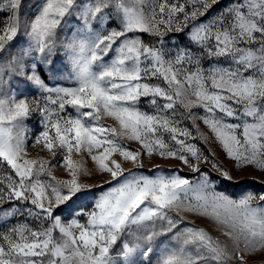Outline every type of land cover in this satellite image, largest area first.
Masks as SVG:
<instances>
[{"label": "snow or ice", "instance_id": "snow-or-ice-1", "mask_svg": "<svg viewBox=\"0 0 264 264\" xmlns=\"http://www.w3.org/2000/svg\"><path fill=\"white\" fill-rule=\"evenodd\" d=\"M219 2L194 0L186 11L185 4L163 0L158 11L153 6L146 14L121 0H95L94 5L89 0H43L22 25L23 0H0V10L8 13L0 28V50L14 40L17 48L7 62H0V165L15 174L0 178V205L13 203L5 216L27 213L39 222L35 228L17 223L0 231V264H264V189L234 197L215 190L201 163L210 162L226 181L232 175L188 143L192 133L174 119L177 101L189 112L203 108L206 115L200 118L233 162V171L264 173V0H230L210 20L192 24L190 42L209 57H228L230 65L205 69L187 47L177 48L174 60H165L164 36L182 31ZM113 17L115 26L109 30ZM62 23L72 27L71 38L59 37ZM130 33L150 34L160 47L145 45L142 36ZM254 43L258 47H248ZM58 53L69 61L61 66L70 69L68 77L76 86L46 83L42 72L51 74ZM185 61L194 67L174 66ZM181 73L183 82L177 79ZM13 79L38 89L43 104L29 101L24 95L29 89L14 88ZM152 79L162 83H149ZM5 87L8 94H3ZM141 98L154 107L152 113L139 110ZM68 107L74 115L63 114ZM33 112L41 115V129L32 146L53 158L58 150L69 179L51 176L44 158H29L25 121ZM105 117L119 128L101 124ZM189 118L195 126L196 115ZM117 137L137 142L142 151L125 147ZM82 150L96 173L111 177L108 187L98 184L96 192L81 179L92 175L82 161L72 159L73 152ZM115 154L122 160L113 159ZM145 155L179 162L200 175L195 184L178 169L165 173L156 170L159 166L152 175H126L125 163L142 169ZM46 173L55 183L41 180ZM189 193L195 194V203ZM255 200L261 203L254 207ZM172 210L178 216L192 212L211 218L227 242L184 224L182 216L169 214Z\"/></svg>", "mask_w": 264, "mask_h": 264}, {"label": "rangeland", "instance_id": "rangeland-1", "mask_svg": "<svg viewBox=\"0 0 264 264\" xmlns=\"http://www.w3.org/2000/svg\"><path fill=\"white\" fill-rule=\"evenodd\" d=\"M78 3H82L83 0H77ZM90 3L94 5L95 0H89ZM122 3H124L126 6L134 7L136 10L144 11L146 14H150V9L155 6L158 11V4L159 2H163V0H136V3L133 4L132 0H121ZM43 3V0H23V6L20 11L21 16V22L22 25L26 21H30L34 14L36 13V6ZM167 3L169 5L171 4H185L186 5V11L192 10V5L194 3V0H167ZM230 0H220V2L216 5H214L206 15L200 16L195 21H190L182 31H173L169 32L164 36L165 41V47H164V55L165 60H174L175 59V50L177 48H184L187 47L191 49V52L193 55H196L199 57V63L200 65L207 69L210 65H224L228 66L232 62L228 57H209L207 53L202 52L200 48H198L195 44L191 43L188 39V34L192 28V24L196 23H202L205 21L210 20L212 17H214L225 5L229 4ZM106 11H111V9H108ZM8 16V13L6 11L0 10V28L4 27V21L6 17ZM159 18V17H157ZM68 18L65 17V20ZM72 23L71 21L69 22ZM113 26H115V17L112 18V22L107 25V28L110 30ZM93 27H96V24L93 25ZM72 27H65L62 23L58 29V35L61 39H63L65 36H68L71 38L72 33ZM23 33V28H21V34ZM129 35L133 36H142L143 43L145 45H151L159 48V44L157 43V38L147 34V33H130ZM259 36V34H257ZM19 39V37L17 38ZM248 47L256 48L258 47V44H252ZM17 51L16 48V42L11 41L8 42L5 45V48L3 50H0V62H7L11 56L15 55ZM113 53L109 52L108 56H112ZM105 59H108V57H105ZM59 60L61 63H56V61ZM69 61L65 60V57L62 53H58L56 57L53 58V66L54 70L51 72V74L43 73L42 75L45 78L46 83L49 86H60V87H74L75 82L72 79H69L68 77V71L70 69H65L62 67V64H68ZM176 68H186L191 70L194 65H189L187 61H185L183 64H175ZM253 70H249V72L244 73V75L251 74ZM57 72L60 73V75H57ZM178 80L183 82L184 75L183 73L179 74L177 77ZM149 83L153 84H160L162 83L160 80L152 79L148 81ZM13 87L19 88V89H25L28 88L29 91L25 92L24 95L28 97L29 101L35 99L40 101L43 104V97L40 94L39 90L32 87L31 85L25 84V83H16V80L13 79ZM166 87V85H163ZM175 87V85H173ZM185 88H188V85L184 84ZM9 89L7 87L4 88L3 94H8ZM17 99L19 98L20 94H16ZM190 99H195V97H189ZM158 102L160 104H163V100H159ZM228 103H231L229 101ZM137 107L139 110L152 113L155 109L152 105L147 103L146 98H141V100L138 102ZM236 109L239 111L242 109L241 105H236ZM64 115L68 114H75L74 109L71 107H68L65 109ZM183 114V115H181ZM191 114L196 115L195 119V126L193 125V120L190 117ZM206 113L203 108L201 107H194L190 110H186L180 103L177 101L176 104V115L174 119L179 121V126L181 128H187L191 133L193 138H189L187 140L188 143L195 144L203 153L204 156H207L209 161L215 160V162L219 165H221L224 169L228 170L230 174L232 175L233 179L231 181H226L224 178L220 175L219 172H217L213 167L212 164L209 163H201V171L207 172L212 181L213 186L215 190L226 192L230 196H236V194L244 192V191H253V192H259L262 189H264V173L253 171L252 169H247L245 171H233V162L229 160L223 149L222 146L219 144V142L216 140L214 134L210 131L209 127L206 126L203 123V120L200 117L205 116ZM217 115H223L218 113ZM227 119V118H226ZM41 120V115L37 112H33L30 117L25 121V129L26 134L28 136L27 141V151L29 154V158H39L42 157L46 161V167L50 168L51 170V176H55L59 180L69 179L70 176L67 172V170L61 166V160L62 155L57 150L56 157L53 158L50 154L46 152H41L39 147H33L32 146V139L34 133L39 131L41 129V124L39 121ZM232 123H237V120H230ZM101 124L108 127H116L119 128V125L116 121L112 120L109 117H105L100 121ZM240 134L239 131L237 133ZM164 138L168 139V134L164 133ZM183 139V137H181ZM117 140L119 143L124 145L125 147L131 149V150H141L140 145L135 141H130L126 137H117ZM95 154V153H94ZM214 154V155H213ZM113 159H116L118 162L122 160V157L119 156V154H115ZM72 159L74 161H82L84 164V167H86L89 171L92 172L91 176H82L81 179L92 185L93 191H100L96 185L98 184H104L105 187H108L107 181L111 180V177L108 174L100 175L96 173V165L91 160L90 156L85 151H81L79 154H76L73 152ZM142 159L144 160V167L142 169L135 168L131 163H125V174L129 171H136V172H142L146 175H152V170L156 168V166H159L156 168L158 171L159 169H163L165 173H171L175 170H179V174L181 176H188L189 179L192 181L193 184L196 183L199 173H192L189 171V169L185 166H183L179 162H173V161H165L159 158L158 156L148 157V156H142ZM5 173H10L14 178L15 174L11 173L10 168H8L6 165H0V178H3ZM51 176L47 175V173L43 176H41V180L44 181H51ZM18 179V178H16ZM52 183H55V181H51ZM115 183V181H113ZM189 196L191 198V202L195 203V194L189 193ZM16 205H19L23 207V205L20 204V201L14 202ZM261 202L259 200H255L252 202V205L255 207ZM31 207V205H28ZM13 207L12 202H5L2 205H0V231H4L7 228L12 227L13 225L17 223H27L29 226L35 228L38 226V221L34 217L28 216L27 213H24V215H15V216H5L4 210L11 209ZM170 215H172L174 218H180L181 216L184 219V224H191L193 227L196 228H202L205 231L208 232L209 235H211L214 239H219L222 243L227 242V238L221 235V231L219 230V226L209 217L197 215L192 212H181L179 216L177 215L175 210H172L169 212ZM6 222V223H5ZM81 222H84L81 220ZM183 226V225H182ZM53 236L55 239L60 240V234L58 231H55L53 233ZM125 239V237H121L120 240L117 241V244L113 246V253L119 250L120 242L121 240ZM161 239H164V237H161ZM231 264V262H229Z\"/></svg>", "mask_w": 264, "mask_h": 264}]
</instances>
